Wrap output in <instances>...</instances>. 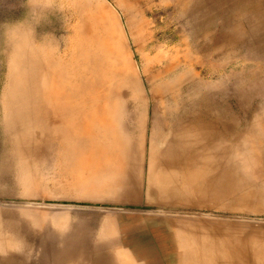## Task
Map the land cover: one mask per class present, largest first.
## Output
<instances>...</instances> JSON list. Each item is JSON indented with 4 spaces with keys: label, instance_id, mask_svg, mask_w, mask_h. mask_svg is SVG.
<instances>
[{
    "label": "rangeland",
    "instance_id": "rangeland-1",
    "mask_svg": "<svg viewBox=\"0 0 264 264\" xmlns=\"http://www.w3.org/2000/svg\"><path fill=\"white\" fill-rule=\"evenodd\" d=\"M63 1L55 0L48 6L35 8L38 0H0V235L5 240L18 238L16 245L0 249V264H178L179 249L185 253L183 251L202 239L205 230L211 231V237L230 235L232 229H224L226 227L218 224L207 228L209 222L226 215L234 220H252V216L245 217L240 210H264V174L254 172L250 161H244L235 153L229 166L223 162L216 171L220 173L219 181L215 183L220 189V197L200 199L196 191L187 189L184 185L185 171L187 173L189 166L197 164L186 161L178 136V141L174 138L173 144L169 139L162 140L168 128H173L178 135L187 130V122L180 126L172 125L170 120L167 122L163 117V107L155 106L153 101H150V107L147 106L149 102L145 103L146 108L141 103L144 101L125 98L123 106L116 110V134L124 142V152L118 143L120 140L117 136L115 140L114 135L99 141L86 138L82 145L84 150L77 144L80 152L72 151V156L76 155L72 159L71 153L66 155L65 145L60 141L45 151L23 149L27 153L22 156L15 152L3 122L1 102L8 70L9 32L22 28L31 36L41 38V43L55 44L59 39L60 50L66 55L70 44L66 36L68 39L71 31V12ZM103 1L114 11L119 10L115 5L117 0ZM186 1L189 0L180 3L176 0H150L139 5L147 27L142 31V51L138 52L129 45L131 54L134 48L132 58L136 70L145 78L141 69L143 53L154 55L171 48H180L184 52L202 44L196 43L202 38L192 39L196 31L200 36L218 35L223 31L231 32L237 25L242 26L250 33L237 40L240 45L233 47L232 57L211 60L209 56L200 55L194 70L201 72L207 81L228 83V92L222 85L215 92L221 108H228L239 120L252 118L251 114L240 110L234 86L240 79L237 73L243 72L248 77L257 64L256 57L244 43L264 49V0H208L203 5L198 1L202 6H197L193 12L196 23L193 27L188 26L186 16L181 19L175 17L178 13L188 14L189 10L184 7ZM185 38L196 41L188 45ZM106 60L107 65L112 64L110 57ZM218 62L223 66L213 68L210 65ZM152 69L158 67L153 66ZM232 74L235 76L231 77ZM144 82L148 85L147 79ZM260 93L253 103L259 101L263 105L264 88ZM149 100L148 97L146 101ZM178 106L171 113L176 118L180 115L182 119V114L189 115V111L194 110L185 101L179 102ZM248 107L252 108L251 105ZM223 112L227 117V112ZM175 117L171 118L175 120ZM97 145L108 150H96L90 155L91 148ZM114 160L126 163L120 180L116 171L118 164ZM77 161L82 162L77 165ZM104 163L111 167L107 165L104 169ZM91 167L95 171L89 174ZM169 173L172 181L167 182V188L163 189V178ZM91 178L92 186L97 185L96 196L87 195L85 190L86 186L91 187L88 182ZM76 181L79 185L75 184ZM23 205L28 209L34 206L35 213L34 207L30 210L24 208L25 213ZM255 220L264 223V214L255 216Z\"/></svg>",
    "mask_w": 264,
    "mask_h": 264
},
{
    "label": "bare ground",
    "instance_id": "bare-ground-1",
    "mask_svg": "<svg viewBox=\"0 0 264 264\" xmlns=\"http://www.w3.org/2000/svg\"><path fill=\"white\" fill-rule=\"evenodd\" d=\"M54 1L38 0L35 8L48 6ZM149 1L117 0L115 5L119 10L114 11L103 0H64L62 3L66 4L71 12L69 26L71 31L68 39L66 36V41L70 44L67 45L65 52L66 55H70L69 58H65L66 55L61 52L59 39L55 44L41 43V38L31 36L22 28L9 32L8 70L1 98L7 134L15 152L20 156L27 153L22 151L23 149L45 151L56 141L64 143L65 153L68 155L72 151H77L79 145L82 148L86 138L99 141L114 135L116 140L117 122H114V115L118 107L123 106L125 98L144 101L141 102L144 104L149 102L148 107L151 106L150 101H153L155 106L163 107L162 110L164 109L167 117L172 120L171 117H175L171 114L172 110L178 109L179 102L185 101V104L189 103L190 109L193 107V112L189 111L190 114L185 116L182 114V119L180 115L174 119L179 123L184 121L191 123L196 118L199 132L195 138L189 133L187 136L184 134L181 140L186 161H195L197 164L194 167L189 166L187 173L185 171L184 185L190 191H196L200 199L220 197V189L215 185L219 181L220 173L216 171L223 162L229 166L233 153L241 156L244 161L249 160L250 168L254 172L264 174V104L259 101L253 103L254 99L260 97V92L264 88V49L244 43L251 55L256 57L257 64L248 77L243 75V72L237 73L240 79L234 86V94L238 97L240 110L252 116L247 120H239L228 108H221L216 98L215 92L221 85L226 86L228 92V83L207 81L201 76V72L197 73L194 69L201 59L200 55L209 56L211 60L232 57L233 47L240 45V41L237 40L244 36L246 38L250 30L237 25L231 32L223 31L218 35L200 36L196 31L192 39L203 40L184 39L188 45L194 41L197 44L202 43L193 49L188 48L181 52L180 48L176 50L171 48L167 52L158 51L154 55L142 52L141 69L144 78L136 70L132 54L135 53L134 48L138 52L142 51L144 44L142 31L147 27V21L140 15L139 5ZM182 1L176 0V3ZM198 1L203 5L208 0L186 1L184 7L189 10L188 14L178 13L175 17L181 19L186 16L188 26L193 27L196 24L193 12L201 5L197 3ZM129 45L134 47L132 54ZM109 57L112 60L111 65L106 63V58ZM210 65L219 68L223 63ZM153 66L158 69H152ZM234 76L235 74L231 75ZM144 79H147L148 85ZM146 97L150 100L146 101ZM250 105L252 108L248 107ZM147 106L145 104L146 108ZM223 111L227 112V117ZM118 139L124 152V142L119 137ZM168 139L172 144L170 136H165L164 139L162 137V140ZM96 150L107 151L108 148L97 145L91 148L90 155ZM116 152L118 155V151ZM72 154L71 159L76 156ZM87 160L90 161L89 158ZM111 161L110 164L113 162ZM81 162L77 161V165ZM124 162L115 161L118 164L116 165L118 180L123 176L126 165ZM107 165L105 164L104 169H107ZM111 165L114 166V163ZM94 171L95 168H92L89 174ZM169 175L170 173L163 178V189L167 188L165 186L167 182L172 181ZM92 180L91 178L88 181L91 187L84 185V188L88 187L85 188L87 195L96 196L97 185L92 186ZM77 182L75 184L79 185ZM109 185L112 186V183ZM103 189L107 190V187ZM25 206L28 207L29 204ZM26 207L22 206L23 211ZM33 209L35 213V207ZM263 211L240 210L243 216L249 218L252 216V220H234L230 215H226L217 221L209 222L207 228L218 224L226 227L224 229H232L230 235L220 234L216 238L210 236L211 231L205 230L202 239L183 251L185 253H181L179 249L178 264H264V223L255 220V216L260 217L264 214ZM54 214H51L52 217H55ZM60 221L57 219V222ZM8 238L5 240L0 237L1 250L17 244V237Z\"/></svg>",
    "mask_w": 264,
    "mask_h": 264
},
{
    "label": "crops",
    "instance_id": "crops-1",
    "mask_svg": "<svg viewBox=\"0 0 264 264\" xmlns=\"http://www.w3.org/2000/svg\"><path fill=\"white\" fill-rule=\"evenodd\" d=\"M164 119L165 120H167V122L169 121L172 125H174V123H176V126H180V125H185L186 123L185 122H187V121H184L183 123H179L178 121H176V120H172V119H170L169 117H167V115L165 114L164 116ZM167 117V118H166ZM187 119V118H186ZM191 119V118H190ZM164 120V121H165ZM197 119L195 118V120H193V122H187V124H186V126H187V130H183L182 132H180L179 133V135L177 134V132L176 133H174V130H173V128L171 129V128H168V130H167V134H164L163 135V139H164V137L165 136H170V138H171V140H173L172 141V144H173V142H174V138H177L176 140L178 141V137L180 138V140H182L183 139V135L185 134L186 136H187V134L189 133V134H191L194 138L198 135V133L197 132H199L198 131V121H196ZM170 125V124H169ZM175 126V125H174ZM170 127H172L171 125H170ZM198 127V128H197ZM178 136V137H177ZM182 147L184 148V144L182 145Z\"/></svg>",
    "mask_w": 264,
    "mask_h": 264
}]
</instances>
